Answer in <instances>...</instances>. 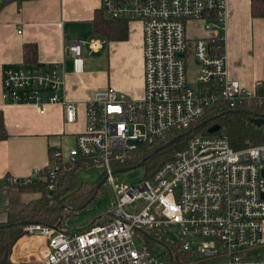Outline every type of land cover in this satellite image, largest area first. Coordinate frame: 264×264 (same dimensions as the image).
Instances as JSON below:
<instances>
[{
  "label": "built area",
  "instance_id": "1",
  "mask_svg": "<svg viewBox=\"0 0 264 264\" xmlns=\"http://www.w3.org/2000/svg\"><path fill=\"white\" fill-rule=\"evenodd\" d=\"M101 10L110 20L142 24L144 97L133 100L113 87L95 91L87 103L86 130L77 136L75 148L67 159L54 152L45 170L53 192L62 169L79 162L102 165L113 190L112 208L101 216L105 223L74 230L26 225L12 249V262L264 264V257L253 255L264 246V144L234 150L224 132L199 134L136 186L118 187L113 175L124 154L191 129L208 110L221 113L264 98L229 79L227 0H102ZM193 21L203 22L206 38L191 41L188 25ZM84 46L75 42L67 47L77 68ZM90 47L97 51L101 43ZM190 53L197 68L191 83ZM257 87L264 90V82ZM2 88L8 104L41 107L42 114L46 105H60L68 124L77 120V104L61 96V65L5 67ZM43 171L34 170L25 183ZM20 181L8 179L11 184Z\"/></svg>",
  "mask_w": 264,
  "mask_h": 264
},
{
  "label": "crops",
  "instance_id": "2",
  "mask_svg": "<svg viewBox=\"0 0 264 264\" xmlns=\"http://www.w3.org/2000/svg\"><path fill=\"white\" fill-rule=\"evenodd\" d=\"M101 2L0 0V114L7 134L0 140V182L5 178L26 179L34 170H45L54 152H61L67 159L77 136L86 130L87 103L95 91L113 87L133 100L144 97L142 24L125 21L122 39L103 33L95 23L97 15L102 22L109 19L101 10ZM206 37L203 30L190 39ZM224 37L229 79L264 95V90L257 87L264 82V18L252 17L251 0H227ZM95 41L101 43L97 51L90 47ZM75 42L85 45L80 68L67 52L68 45ZM26 45L36 48L33 60L24 57ZM56 65L63 66L65 75L61 96L78 106L75 123L66 122L60 105H46L42 114L41 107L4 101L3 68ZM8 208V189L0 185V223L7 220ZM28 248L33 250L32 245Z\"/></svg>",
  "mask_w": 264,
  "mask_h": 264
},
{
  "label": "trees",
  "instance_id": "3",
  "mask_svg": "<svg viewBox=\"0 0 264 264\" xmlns=\"http://www.w3.org/2000/svg\"><path fill=\"white\" fill-rule=\"evenodd\" d=\"M251 12L254 18H264V0H251ZM101 18L97 15L95 23L103 33L118 39L125 37V21L107 19L102 22ZM35 56V46L26 45L24 57L33 60ZM260 117H264V98H251L239 103L236 109L221 113L210 109L191 129L169 133L154 145H144L124 154L115 162V169L129 171L145 167L147 178H150L161 166L171 161L176 153L182 151L193 137L199 134L211 135L209 132L214 126H220L221 129L213 135L224 132L234 150L262 145L264 127L253 123V119ZM6 137L0 114V140ZM160 147L163 149L156 152ZM87 163L90 162H79L61 171L53 192L49 190L50 179L46 170L30 183H25L22 179L19 184H11L8 182L9 178L0 182V185L7 187L9 193L7 220L0 223V264H13L10 255L14 245L24 236L26 225L40 223L65 228L68 217L77 215L78 211L87 208L96 199L101 187L98 188L97 183L79 185L76 179V171ZM28 195L31 197L26 199ZM102 223L105 220L99 217L91 224Z\"/></svg>",
  "mask_w": 264,
  "mask_h": 264
},
{
  "label": "rangeland",
  "instance_id": "4",
  "mask_svg": "<svg viewBox=\"0 0 264 264\" xmlns=\"http://www.w3.org/2000/svg\"><path fill=\"white\" fill-rule=\"evenodd\" d=\"M203 25L204 24L201 21H193L192 24L190 23L188 25V37L194 39L196 35H198L201 31H203L201 28L203 27ZM189 45H191V50H192L193 43L189 42ZM196 72H197V68L195 67L193 55L192 53H190V56L188 57L189 83L195 80L194 76L196 75ZM68 167L62 169L61 171H65ZM117 170H122V169L119 168V169H115L114 171ZM77 174L78 177H76V179L78 180L77 182L79 185L85 183L87 184V182L92 184L97 183V185H99L100 182L105 178V169L102 165L87 163L85 166H83L82 168L76 171V176ZM147 176L148 175L146 168L139 167L133 170L125 171L114 175V180L118 187L120 186L133 187L144 181L147 178ZM30 197L31 196L28 195L26 196V199ZM113 200L114 198H113L112 187L109 186L107 182H105L99 189V193L96 199L93 202H91L87 208L78 211L77 215L68 217L67 220L65 221V227L67 229H75L90 225L99 217L101 216L103 217L107 214V212L112 208ZM140 204L141 202L139 201L136 203V206L138 207L140 206ZM253 255L262 256L264 255V250L256 251L254 252Z\"/></svg>",
  "mask_w": 264,
  "mask_h": 264
},
{
  "label": "water",
  "instance_id": "5",
  "mask_svg": "<svg viewBox=\"0 0 264 264\" xmlns=\"http://www.w3.org/2000/svg\"><path fill=\"white\" fill-rule=\"evenodd\" d=\"M253 123L258 126V127H264V117H260V118H256V119H253ZM220 126H214L211 130H210V134L213 135L215 133H217L218 131H220ZM163 149V147H160L156 152H159ZM127 170H119V171H114L113 172V175H116L118 173H122V172H125ZM107 181V177H105L101 182L100 184L98 185V188H100L105 182Z\"/></svg>",
  "mask_w": 264,
  "mask_h": 264
}]
</instances>
